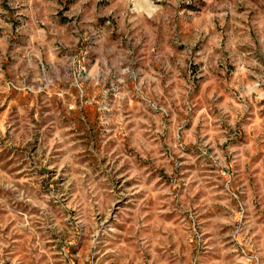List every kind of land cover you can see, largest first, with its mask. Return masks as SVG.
<instances>
[{
    "label": "rangeland",
    "instance_id": "1",
    "mask_svg": "<svg viewBox=\"0 0 264 264\" xmlns=\"http://www.w3.org/2000/svg\"><path fill=\"white\" fill-rule=\"evenodd\" d=\"M0 264H264V0H0Z\"/></svg>",
    "mask_w": 264,
    "mask_h": 264
}]
</instances>
